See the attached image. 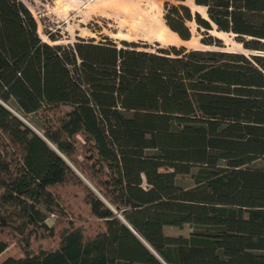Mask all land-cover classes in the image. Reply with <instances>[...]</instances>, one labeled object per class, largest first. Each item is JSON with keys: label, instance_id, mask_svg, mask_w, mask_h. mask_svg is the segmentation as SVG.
Returning a JSON list of instances; mask_svg holds the SVG:
<instances>
[{"label": "trees", "instance_id": "obj_1", "mask_svg": "<svg viewBox=\"0 0 264 264\" xmlns=\"http://www.w3.org/2000/svg\"><path fill=\"white\" fill-rule=\"evenodd\" d=\"M176 1L249 53L50 44L0 0V264H264V0Z\"/></svg>", "mask_w": 264, "mask_h": 264}, {"label": "rangeland", "instance_id": "obj_2", "mask_svg": "<svg viewBox=\"0 0 264 264\" xmlns=\"http://www.w3.org/2000/svg\"><path fill=\"white\" fill-rule=\"evenodd\" d=\"M30 10L37 22V31L40 38L50 44H69L77 37L96 40L102 35L112 38L119 43L120 40L140 42L141 49L155 51L164 47L170 41V37L158 30L156 41L153 32L150 31L149 22L154 21V12L160 8L159 0H21ZM188 0H184L187 4ZM193 1V0H192ZM164 2V0H163ZM177 3L176 0H170ZM190 7V6H189ZM190 9L201 11L202 8ZM203 16H205V13ZM192 36L187 42V48L195 49H224L249 53L237 42L232 35L226 32L211 30V34L221 38L223 46L217 47L199 43L200 34L196 31L193 20L187 21ZM162 28V27H161ZM158 29V28H157ZM163 30V28H162ZM165 30V29H164ZM47 32L56 34V41L48 37ZM162 33V34H161ZM167 33V31H166ZM168 34V33H167ZM152 36V37H151ZM162 39V40H161ZM165 39V40H164ZM168 46V45H167ZM166 232L170 234H187L189 227L167 226ZM18 248L10 245L0 254V261L7 256H18Z\"/></svg>", "mask_w": 264, "mask_h": 264}, {"label": "crops", "instance_id": "obj_3", "mask_svg": "<svg viewBox=\"0 0 264 264\" xmlns=\"http://www.w3.org/2000/svg\"><path fill=\"white\" fill-rule=\"evenodd\" d=\"M152 1H156V0H152ZM159 2H160V8H158L156 11H153L154 12V21L152 20V22H149L150 31L153 32V35L156 34V36H154V37H157V38H155L156 41H159L158 40V36H159L158 30H160L161 27H163V29H165L168 33L167 36L170 37V41L168 43H166L165 46H167V45H176V46L184 45V46H187V42L190 40L191 37L189 39H182L174 31L169 29V27L165 24V21L163 18V0H159ZM199 7H203V6H199ZM199 43H201L200 40H199Z\"/></svg>", "mask_w": 264, "mask_h": 264}, {"label": "bare ground", "instance_id": "obj_4", "mask_svg": "<svg viewBox=\"0 0 264 264\" xmlns=\"http://www.w3.org/2000/svg\"><path fill=\"white\" fill-rule=\"evenodd\" d=\"M187 2V5L188 6H190L192 9H197V8H199V6H196L193 2H192V0H188V1H186ZM202 8V10L201 11H203L204 13H205V7H201ZM198 12H200L202 15H203V13L201 12V11H199V10H197ZM163 28V27H162ZM162 28L160 29L163 33H164V35H167V33H166V30H162ZM162 34V33H161ZM160 36V35H159ZM158 36V37H159ZM172 39V38H171ZM162 40V39H161ZM165 40V39H164Z\"/></svg>", "mask_w": 264, "mask_h": 264}, {"label": "water", "instance_id": "obj_5", "mask_svg": "<svg viewBox=\"0 0 264 264\" xmlns=\"http://www.w3.org/2000/svg\"><path fill=\"white\" fill-rule=\"evenodd\" d=\"M27 123V122H26ZM28 124V123H27Z\"/></svg>", "mask_w": 264, "mask_h": 264}]
</instances>
